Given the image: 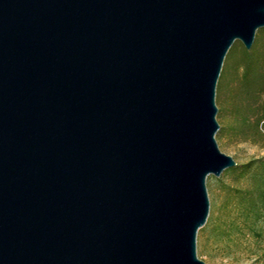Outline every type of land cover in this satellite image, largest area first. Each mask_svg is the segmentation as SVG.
<instances>
[{
    "label": "water",
    "instance_id": "water-1",
    "mask_svg": "<svg viewBox=\"0 0 264 264\" xmlns=\"http://www.w3.org/2000/svg\"><path fill=\"white\" fill-rule=\"evenodd\" d=\"M264 0H0V264H207L215 95Z\"/></svg>",
    "mask_w": 264,
    "mask_h": 264
},
{
    "label": "trees",
    "instance_id": "trees-1",
    "mask_svg": "<svg viewBox=\"0 0 264 264\" xmlns=\"http://www.w3.org/2000/svg\"><path fill=\"white\" fill-rule=\"evenodd\" d=\"M217 91L228 96L229 129L242 141L264 146V27L256 31L249 50L239 41L233 43L224 59ZM219 135H224V128ZM225 172L231 182L224 189L222 217L213 221L211 232L218 238L237 233L240 239L247 231L264 243V154ZM258 257L264 258V251Z\"/></svg>",
    "mask_w": 264,
    "mask_h": 264
},
{
    "label": "rangeland",
    "instance_id": "rangeland-1",
    "mask_svg": "<svg viewBox=\"0 0 264 264\" xmlns=\"http://www.w3.org/2000/svg\"><path fill=\"white\" fill-rule=\"evenodd\" d=\"M215 102L218 108L216 119L219 123L215 137L220 150L231 155L237 163L264 154V146L242 141L229 129L228 96L226 93L219 94L217 87ZM220 128H224L223 136L219 135ZM226 170L218 177L209 175L206 179L210 208L204 228L201 227L203 230L200 228L197 233V256L207 264H264V258L258 257L264 251V243L256 241L255 236L247 231L240 239L237 233L231 238H218L211 232L213 221L222 217L226 186L231 182Z\"/></svg>",
    "mask_w": 264,
    "mask_h": 264
}]
</instances>
